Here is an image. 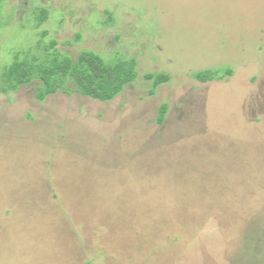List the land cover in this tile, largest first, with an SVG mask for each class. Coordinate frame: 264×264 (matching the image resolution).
Masks as SVG:
<instances>
[{
    "label": "rangeland",
    "instance_id": "rangeland-1",
    "mask_svg": "<svg viewBox=\"0 0 264 264\" xmlns=\"http://www.w3.org/2000/svg\"><path fill=\"white\" fill-rule=\"evenodd\" d=\"M34 1L5 3L0 75L39 39ZM39 5L64 54L133 57L139 77L111 103L0 94V264H264V0ZM212 69L232 74L193 78Z\"/></svg>",
    "mask_w": 264,
    "mask_h": 264
},
{
    "label": "trees",
    "instance_id": "trees-1",
    "mask_svg": "<svg viewBox=\"0 0 264 264\" xmlns=\"http://www.w3.org/2000/svg\"><path fill=\"white\" fill-rule=\"evenodd\" d=\"M7 0H0V30L10 27L15 18L6 16L8 11L5 5ZM35 0L32 11L36 19L33 26L38 41L31 47L17 51L11 61L4 67L0 75V94L9 96L19 92L24 87L36 86L35 96L39 102H45L48 97L64 92L68 95L75 93L102 103H111L118 98L128 86L133 85L138 77V61L135 58H124L120 55L111 60H105L99 53L84 50L77 58L64 54L58 49L59 42L50 36L49 30L40 31L41 27L52 17L51 12ZM109 14L110 22L115 23L113 13ZM60 16V23L64 20ZM39 30V31H38ZM78 34L76 41L81 42ZM71 44V43H68ZM232 74L231 69L223 72L222 69L201 71L193 75L200 83L207 84L223 80ZM145 80L153 83L150 95L154 96L156 90L171 81V76L165 73L147 74ZM168 115V106L163 104L159 109L157 124L163 126Z\"/></svg>",
    "mask_w": 264,
    "mask_h": 264
}]
</instances>
